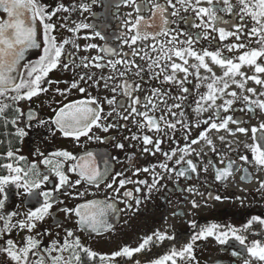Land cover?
Returning a JSON list of instances; mask_svg holds the SVG:
<instances>
[{"label": "flooded vegetation", "instance_id": "flooded-vegetation-1", "mask_svg": "<svg viewBox=\"0 0 264 264\" xmlns=\"http://www.w3.org/2000/svg\"><path fill=\"white\" fill-rule=\"evenodd\" d=\"M39 2L48 12L54 11L59 5L69 9V11L56 12L49 21L55 26L52 35L56 37L57 43H63L65 40L68 43L63 47L60 64L45 78L58 82L52 85L45 83L44 87L49 89L48 92L40 93L31 101H21L19 105L0 97V100H4L5 103L12 104V108L7 110L9 120L18 115L13 109L17 106L21 108L24 113L21 126H24L28 132L21 141L15 136V127L11 124L5 127V121L0 119V164L13 163L16 166L27 167L36 163L42 172H47L45 166L39 163L42 157L37 150L45 155L56 151H68L74 156L92 152L101 172L106 167L108 169V174L99 187L81 181L75 187H66L60 192L53 193L57 202L53 203L45 219L37 222L36 228L31 233L40 242L42 254L47 255L44 250L54 246V242L56 246L62 245L68 231L74 233V236L69 238L70 241L78 237L83 247L90 248L99 254H110L122 246L135 248L144 237L152 235L157 230L174 235L176 240L152 243L142 252L135 254L131 262L135 264L136 260H140L141 264H150L152 260L170 252L172 247L191 242L190 237L194 233L189 228V222H195L199 226L217 223L223 226L221 230H224L228 225L239 228L253 216L264 218V189H260V182L264 181V168L256 166L251 160V152L245 148V144L252 143L251 129L259 128L260 124L264 123V113H261L254 104L252 108L255 112H249L247 103L242 99L244 96H250L252 100H264V96L259 95L264 91V86L247 81L244 89H240L232 83L231 78H228L230 87L224 93H218L216 104L209 108L200 97L208 93L207 84L212 82L213 74L221 77L224 69L212 63L210 57L206 58L205 62L211 68V72H206L202 68H193L192 65H198V61L187 55L185 58L188 64L183 65L182 61L175 57L174 52L168 50L176 47L187 48L188 45L167 43L172 36H175L177 41H185L191 37L193 40L191 47L198 53L202 54L204 49L218 50L222 57L231 58L238 63L236 58L244 51L262 47L255 43L258 37L250 38L247 35L255 25L251 17L241 13L239 0H229L232 5L231 12L223 10L225 9L224 0H212L211 5L207 3V0H201V3L197 5V7H212L216 16L219 17L215 26L234 33L223 41L220 40L218 31H213L211 27L207 30L203 27H193L194 24H200V18L191 8L185 11V7L176 4V0H173L175 9L168 7L167 0H134V2L128 0L127 3L124 0H39ZM156 3L166 8L165 16L169 24L165 27L169 35H159L154 41L151 36L160 31L162 24L159 12L153 16V6ZM192 3L195 4V0H192ZM81 5L86 7L87 11L83 10ZM136 5L140 6L139 13L136 12ZM174 10L178 12V15H171ZM137 15L144 17L140 30L142 33L147 32L149 39L138 40L135 45L129 47L130 37L135 34V30L129 31L131 27L129 21L134 23ZM242 15L243 20H241ZM6 19V14H0V20ZM204 20L207 22L208 17L205 16ZM81 24H87L90 27L76 31L70 30L76 29L77 25ZM205 31L208 34L207 39H203ZM237 35L241 36L240 40L236 39ZM125 40H128L129 44H125ZM37 42L43 44V27L39 22H37ZM239 43H244L247 47L228 51L226 46ZM88 45H95V47H87ZM153 46L156 51H153ZM104 48L113 49L114 54L101 51ZM133 51L136 55H132ZM125 53L128 55L125 56ZM163 53L170 55L171 60L166 59ZM41 55H43V47L28 49L21 65H33ZM125 59L130 63L127 65L121 63L116 65L115 69L109 64L110 60L114 62ZM153 61L161 67H166L167 71L161 72L160 67H157ZM65 63L68 64L67 69L64 68ZM171 63L182 64L188 68L187 78L185 79V73H173L170 68ZM257 63L264 64V58L258 59ZM85 64L88 66L85 67ZM96 64L101 67H96ZM150 64L151 68H149ZM141 68L143 71H140ZM241 71L246 76L255 74L254 69L248 65H244ZM18 72H25V68L20 67ZM137 72L140 74L137 75ZM165 74L174 75L175 79L172 82H164ZM81 76L84 77L83 80L80 79ZM89 76L92 79H88ZM204 77L208 79L205 80ZM261 78L264 79V74H261ZM235 79L243 82L239 76ZM73 81L79 87H83L85 92L70 89ZM125 85L133 86L129 95H125ZM135 85H140V89L135 90ZM222 86V81L214 85V87ZM181 87L187 88L188 91H181ZM57 88L66 90L67 94L60 95L56 91ZM113 88L115 92L112 91ZM247 88L255 89L256 95L249 94L246 91ZM154 90L158 91L154 94ZM229 92H236L238 95L233 98L227 94ZM90 98L95 99L102 109L101 120L98 123L102 126L113 125L107 131H103L102 127H93L89 133L92 139L81 137L77 141L71 137H65L55 125L50 123L37 126V120L50 121L55 116V110L64 105ZM137 98L140 101L135 105L137 112L131 113V100ZM109 99L114 100L112 105L107 103ZM229 99H233L234 103L228 112H224V101ZM198 101L199 107L207 108V111H196ZM175 104H179L180 107H173ZM96 106L92 105V107ZM29 110L37 118L32 121L31 128L26 126ZM145 112L156 121L160 131H156L155 128L148 129L145 117L139 115ZM228 115L242 121L240 124L229 122L228 128L233 131L237 127L247 128V135L238 132L230 135L223 129L219 131L210 129L211 123L219 124L222 118ZM124 116H128V119H123ZM204 121L209 123L205 124ZM167 123L175 124V128H167ZM140 124H144L145 127L141 128ZM201 132L206 134L207 140L212 141L211 145L207 144V140L200 139ZM133 135L138 139L133 140ZM144 135H148L153 141L159 139L160 151H156L153 144L148 145L150 151L145 152L142 139ZM220 137H223V141ZM193 139L199 142L191 144ZM118 144H122L123 147L118 148ZM184 148H188L192 154L184 155V160L176 164V160L182 155L180 149ZM17 149L18 152H16ZM8 150H13L17 156L25 157V160L7 159ZM173 150L176 151L175 156H172L170 160L167 159L165 154L171 155ZM242 155L248 156L250 162L245 163L240 160ZM187 160H192L198 171H191L185 163ZM230 161L234 162L232 174L226 180L217 181V170H223ZM74 163L76 161H64L63 167L69 182L73 184L79 178L75 172L68 171ZM162 164H166L173 171L168 172L161 168ZM145 168L148 171H144ZM179 171H184L185 175L178 176ZM117 173L121 175L117 176ZM0 174L8 173L6 169L0 168ZM113 177L116 178L114 188H119V180L126 181L119 192L106 187L108 183H112ZM154 180L158 182L154 187H150ZM140 181L145 183H139ZM54 183H58V180L52 176L45 186L46 189L51 190ZM137 188L140 189L139 192L136 191ZM124 192H132V197H125ZM15 193V187L10 186L6 210L20 213L13 218V223L23 219L29 210L39 206L37 200L17 197ZM81 193L83 195H80ZM216 196L221 199L216 200ZM39 199L42 202L43 198ZM137 199L140 200L138 206ZM94 200L115 203L117 209H125L110 213L108 223L112 225V229L99 235L81 228L74 214L61 211L64 207L75 209L78 205ZM193 200L199 205L196 209L192 208ZM129 204L131 208L127 209L126 205ZM253 227L260 231L264 226L254 224ZM27 235H29L27 231L20 232L14 228L9 233L0 234V243L5 238L14 239L19 243ZM255 238L264 239V237ZM239 250L240 246L235 241L221 245L209 237L206 240L196 241L195 260L188 261L187 264H243L241 258L232 255L233 251ZM55 254L57 253H53ZM79 254L82 264H93L86 254L83 252ZM69 255L70 252L64 253L65 258ZM244 258H247L246 253ZM0 261H7V257L0 255ZM95 264H99L98 258Z\"/></svg>", "mask_w": 264, "mask_h": 264}, {"label": "snow or ice", "instance_id": "snow-or-ice-1", "mask_svg": "<svg viewBox=\"0 0 264 264\" xmlns=\"http://www.w3.org/2000/svg\"><path fill=\"white\" fill-rule=\"evenodd\" d=\"M128 2V0H124ZM134 2V0H131ZM201 3V0H195V4L192 3V0H176V4H180L185 7V11L188 8H191L195 12L196 16L200 18V24H194L193 27H203L205 30L212 28L213 31H218L219 38L221 41L225 40L228 36L234 35V33L226 32L223 27H216L215 22L219 20V17L216 16L215 10L212 7H197ZM209 5L212 4V0H207ZM241 5L240 11L244 15L251 17L254 25L247 35L251 38L252 36L258 37L255 40V43L262 45L260 48H253L249 51H244L236 59L239 61L234 62L233 59L222 57L220 51H209L204 49L202 54L195 51L191 45L193 40L191 37L185 41H177L175 36H172L167 43L173 44L176 42L178 44H187V48L176 47L174 49H169V52H174L175 57L179 58L182 61L183 65L188 64V60L185 58L187 55L198 61V65H192L193 68H202L206 72H211V68L205 62V59L210 57L212 63L220 66L223 71L221 77H216L215 74L212 76V82L207 84L208 93L202 95L200 99L208 104V107H212L216 104L218 99V93H224V91L230 87L228 83V78L232 79V83L236 85L237 88L244 89L245 83L247 81H253L257 85L264 86V79L261 78V74H264V64L257 63L258 59L264 58V0H239ZM168 7L175 9V4L173 0H167ZM225 9L224 11L231 12L232 5L229 3V0H224ZM83 10L87 11V8L81 5ZM153 16L156 12L160 13V19L162 21L160 31L152 34L151 38L155 41L159 35L168 36V29L165 27L169 24V20L165 16L166 8L159 3H156L153 6ZM69 11L67 7L59 5L54 11L48 12L46 7L41 5L39 0H0V14H6V20H0V97H3L4 100L11 101L12 104L19 105L21 101H31L33 97H37L40 93L48 92V88L44 87V84L52 85L53 83H58L57 81H52L51 79H45L48 77V74L56 69L60 64V58L62 55L63 47L68 43L65 40L63 43H57L56 37L52 35L54 31V24L49 23L52 17L58 11ZM136 12H140V6L136 5ZM131 15V14H129ZM172 16L178 15L177 11L171 12ZM207 16V22L204 20V17ZM187 19V18H185ZM144 20V17L137 15L135 22L131 24L129 31L135 30V34L130 37L131 43L129 44L128 40H125V44L135 45L138 40H148L149 34L147 32H141L140 25L141 21ZM243 20V15L241 16ZM37 22L43 27V44L37 42ZM224 23V21H220ZM63 27V25H62ZM87 24L77 25L76 29H70L71 31L79 30L80 28H89ZM151 27V25H149ZM239 31V26H237ZM99 35V33H97ZM183 35V34H182ZM208 34L205 31L203 39H207ZM199 39V37H198ZM237 40L241 39L240 35L236 36ZM43 47V55L40 56V59L33 65H21V61L24 59L25 52L28 49L40 48ZM87 47H95V45H88ZM163 47V45H161ZM228 51L245 49L247 47L244 43L233 44L226 46ZM109 54H114V50L110 48L101 49ZM153 51H156L155 46H153ZM128 54L125 53V56ZM132 55H136V52L133 51ZM166 59L171 60V56L167 53H163ZM143 59V57H141ZM98 59V58H94ZM129 64L130 62L125 59L123 61H109V64L113 69L116 65L119 64ZM156 63V61H153ZM182 64L171 63L170 68L173 73L182 72L185 73V79L187 78L188 68L182 66ZM244 65H248L254 69L255 74L251 76H246L245 73L241 71V68ZM87 67L88 65H84ZM96 67H101V65L96 64ZM139 67L138 65H134ZM157 67H160L161 72H166V67H161L156 63ZM20 67L25 68V72L19 73L18 69ZM152 65H149L151 68ZM64 68H68V64H64ZM140 71H143L141 68ZM137 75L140 72L136 73ZM123 75V73H120ZM159 75V74H157ZM239 76L243 82H238L235 78ZM111 78V77H110ZM199 79V75L197 74ZM81 80L84 79L83 76L80 77ZM88 79H92L91 76ZM164 82H172L175 77L174 75H164ZM205 80L208 77H204ZM223 82L222 87H214L218 82ZM181 83L182 82H178ZM107 87V85H105ZM199 87V85L197 86ZM133 86L125 85V95H129L130 90ZM70 89H78L79 92L84 93L85 89L79 87L78 84L73 81L70 84ZM140 85H135V90H139ZM56 91L60 95H66V90L62 91L57 88ZM115 92V88L112 89ZM158 90H154L155 92ZM181 91L187 92V88L181 87ZM246 91L251 95H256V90L253 88H247ZM229 96L236 98V92L227 93ZM260 96H264V91L259 93ZM179 99V97H177ZM248 105L249 112H255V109L252 108V105H256V108L259 109L261 113H264V100H252L250 96H244L242 98ZM4 100H0V119L5 121V127L8 124H11L15 127V136L18 137L21 141L24 137L28 135V132L25 130L24 126H21L23 123L24 113L20 107H15L13 110L18 113L17 116L12 119H8L7 110L12 108V104L5 103ZM139 99L131 100V113H136L137 109L135 105L139 103ZM109 105L114 103V100H107ZM198 107L197 112L203 110L207 111V108ZM234 103L233 99L225 100L223 104V111L228 112L230 106ZM151 104V101H149ZM92 105H97L92 107ZM122 106V105H121ZM155 107V105H153ZM173 107H180L179 104L173 105ZM102 109L98 106V103L95 99H86L75 101L71 104H66L63 107L55 110V116L50 121L37 120V126H43L45 124L55 125L56 128L63 133L65 137H71L77 141L81 137H88L93 127L103 128V131H107L108 128L113 125L109 124L107 126H102L98 123L101 120ZM111 115V113H109ZM145 117L147 126L149 130L155 128L156 131H160L159 126L156 121L147 115V113H139ZM174 115V114H173ZM127 120L128 116L122 117ZM37 119L34 113L29 110L27 115V124L26 126L31 128L32 121ZM229 122L233 124L242 123L239 119H234L233 116L228 115L222 118V122L217 124L215 122L210 124V129L214 130H226L230 135H234L236 132L247 135L248 129L244 127H237L234 131L228 128ZM205 124H208V121H204ZM167 128H175V124L167 123ZM141 128H144V124H140ZM251 144H245V148L251 152V160L255 162L256 166L259 168H264V123H261L259 128L253 127L251 129ZM132 139H138L137 136L133 135ZM143 144L145 145L144 151L149 152L150 149L148 145L155 146L156 151H160L161 141L159 139L153 141L148 135L142 137ZM200 139L207 140L206 134L204 132L200 133ZM223 141V137H220ZM103 142V141H102ZM199 141L193 139L191 144H197ZM207 144L211 145L212 141L207 140ZM118 148H122V144L117 145ZM19 150L17 149L16 152ZM39 155L42 159L39 163H42L47 172H42L36 163H32L27 167L16 166L13 163H3L0 164V168L7 170V175L0 174V234H6L12 231V229H18L20 232L27 231L29 235L25 236L22 241L19 243L11 238L3 239V242L0 243V255L6 256L7 261H0V264H82V258L80 252L86 254L89 261H92L95 264V261L99 260V264H131L135 254L142 252L150 244L155 242L163 243L164 241H173L176 240L174 235H168L167 231H155L152 235L146 236L142 239V242L135 248L129 246H122L115 251H112L110 254H99L90 248L83 247L80 239L77 237L74 240H69L74 236L72 231L67 232V237L64 240L62 245L54 246L45 249L44 251L47 255L42 254L40 249V242L36 240L32 235L33 229L36 228L37 222L43 221L45 217L49 214V209L52 207L54 202H57L53 196L54 192H60L66 187H75L79 185L81 181H85L89 184H93L99 187L100 183L103 182L104 177L108 174L107 167L103 172L99 169L96 164L95 156L92 152H87L84 155L74 156L68 151H56L50 155H45L43 152H39ZM182 155L179 159L176 160V164H180L184 160V155H191L188 148L180 149ZM16 152L13 150H8L6 152V158L9 160H25L23 156H17ZM176 151L173 150L171 155L165 154L167 159H172V156H175ZM198 155V154H197ZM53 158H62V159H53ZM240 160L245 163H249V157L246 155L240 156ZM64 161H76L72 164L68 171L75 172L78 175V179L73 183L69 182L68 176L65 174L63 167ZM185 163L188 165V168L191 171H198L195 164L192 160H187ZM223 163V161H221ZM232 161L223 170H217L216 180L222 181L226 180L228 176L232 174ZM107 164V161H105ZM161 168L165 169L168 172L173 171V169L168 168L166 164L160 165ZM144 171H148L147 168ZM205 171L207 169L205 168ZM117 176H120L121 173H117ZM178 176H184V171H179ZM54 176L58 183H54L51 190L46 189V185L50 182L51 177ZM243 179V178H242ZM158 181L154 180V187ZM116 183V178L113 177L112 183L106 185L107 188L112 189L114 192H119L120 188H123L126 181L124 179L119 180V188H114L113 184ZM139 183H145L140 181ZM14 186L16 189L17 197H24L26 199L37 200L39 204L38 207H35L34 210H29L23 219L16 220L13 223V218L20 215L18 212H10L6 210V201L9 199V187ZM260 189H264V181L260 182ZM137 192L140 191L139 188L136 189ZM189 191H193L189 189ZM66 194V192H65ZM80 195H83L81 193ZM125 197H132V192H124ZM39 198H43L40 202ZM216 200H220L221 197L216 196ZM63 203V201H59ZM137 206L140 204V200H136ZM192 208L196 209L199 207L197 202L193 200ZM127 209L131 208V205H126ZM125 209H117L115 203H109L105 201H90L86 204L78 205L75 209L64 207L61 209L66 214H74L78 220L77 224L86 230H89L90 233L100 234L102 232L112 229V225L108 223V216L110 213L124 211ZM176 215V213H174ZM258 224L264 226V218L259 216H253L248 222L241 227H233L228 225L224 230H221L223 226L217 223H211L207 226H199L195 222H189V228L193 230V235L190 237L191 242H186L181 244L179 247H172L171 251L167 254L161 256L158 259L152 260L150 264H187L188 261H194V246L198 240H206L209 237L216 240L217 243L224 245L229 243V241H235L239 246V251H233L232 255L234 257H239L243 260V264H264V239L255 238V237H264V227L260 231L254 229L253 225ZM70 252V255L65 258L64 253ZM53 253H57L53 255ZM246 253L247 258H244ZM36 257V259H33ZM135 264H141L140 260H136Z\"/></svg>", "mask_w": 264, "mask_h": 264}]
</instances>
